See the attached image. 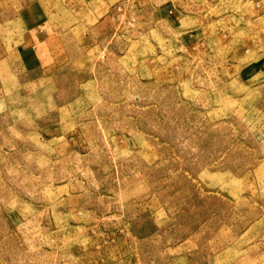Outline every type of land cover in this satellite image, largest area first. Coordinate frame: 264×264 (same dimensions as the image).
Wrapping results in <instances>:
<instances>
[{
	"label": "rangeland",
	"instance_id": "1",
	"mask_svg": "<svg viewBox=\"0 0 264 264\" xmlns=\"http://www.w3.org/2000/svg\"><path fill=\"white\" fill-rule=\"evenodd\" d=\"M0 264H264V0H0Z\"/></svg>",
	"mask_w": 264,
	"mask_h": 264
},
{
	"label": "crops",
	"instance_id": "2",
	"mask_svg": "<svg viewBox=\"0 0 264 264\" xmlns=\"http://www.w3.org/2000/svg\"><path fill=\"white\" fill-rule=\"evenodd\" d=\"M165 17H166V12L162 9H158V11H156L155 13V19L159 22H163L165 21Z\"/></svg>",
	"mask_w": 264,
	"mask_h": 264
}]
</instances>
